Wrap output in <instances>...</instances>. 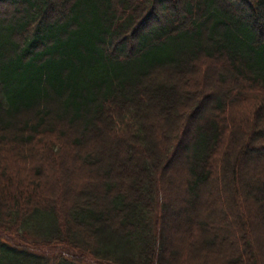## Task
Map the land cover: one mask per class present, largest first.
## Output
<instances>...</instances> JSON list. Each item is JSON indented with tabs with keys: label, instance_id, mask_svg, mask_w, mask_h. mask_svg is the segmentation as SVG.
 <instances>
[{
	"label": "trees",
	"instance_id": "16d2710c",
	"mask_svg": "<svg viewBox=\"0 0 264 264\" xmlns=\"http://www.w3.org/2000/svg\"><path fill=\"white\" fill-rule=\"evenodd\" d=\"M257 212L264 0H0V264H264Z\"/></svg>",
	"mask_w": 264,
	"mask_h": 264
},
{
	"label": "rangeland",
	"instance_id": "374dc122",
	"mask_svg": "<svg viewBox=\"0 0 264 264\" xmlns=\"http://www.w3.org/2000/svg\"><path fill=\"white\" fill-rule=\"evenodd\" d=\"M258 213L259 212H257V214H256L257 218H258L257 222L259 223L260 227L264 230V214L263 213L258 214ZM172 216L173 215L169 216L170 219L173 218Z\"/></svg>",
	"mask_w": 264,
	"mask_h": 264
}]
</instances>
